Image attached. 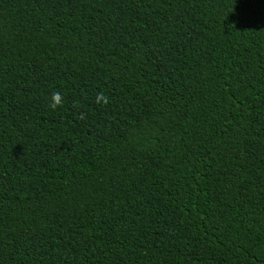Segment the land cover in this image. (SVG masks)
<instances>
[{
    "label": "trees",
    "instance_id": "trees-1",
    "mask_svg": "<svg viewBox=\"0 0 264 264\" xmlns=\"http://www.w3.org/2000/svg\"><path fill=\"white\" fill-rule=\"evenodd\" d=\"M0 264H264V0H0Z\"/></svg>",
    "mask_w": 264,
    "mask_h": 264
}]
</instances>
